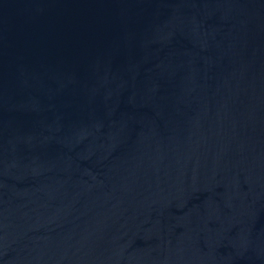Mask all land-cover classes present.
I'll list each match as a JSON object with an SVG mask.
<instances>
[{"label": "water", "instance_id": "obj_1", "mask_svg": "<svg viewBox=\"0 0 264 264\" xmlns=\"http://www.w3.org/2000/svg\"><path fill=\"white\" fill-rule=\"evenodd\" d=\"M0 264H264V0H0Z\"/></svg>", "mask_w": 264, "mask_h": 264}]
</instances>
